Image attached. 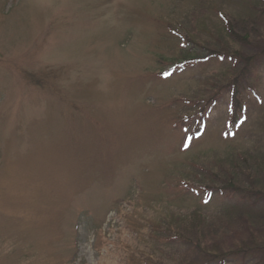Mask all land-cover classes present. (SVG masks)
Masks as SVG:
<instances>
[{
    "label": "rangeland",
    "instance_id": "374dc122",
    "mask_svg": "<svg viewBox=\"0 0 264 264\" xmlns=\"http://www.w3.org/2000/svg\"><path fill=\"white\" fill-rule=\"evenodd\" d=\"M263 50L264 0H0V264H264L212 188L264 203Z\"/></svg>",
    "mask_w": 264,
    "mask_h": 264
},
{
    "label": "trees",
    "instance_id": "16d2710c",
    "mask_svg": "<svg viewBox=\"0 0 264 264\" xmlns=\"http://www.w3.org/2000/svg\"><path fill=\"white\" fill-rule=\"evenodd\" d=\"M260 1H262V0H260ZM229 24L231 25V23H229ZM230 25L227 28L230 31L231 36L236 38L237 40L241 41L242 43L243 42L245 43L247 40V36L242 38L241 35L236 33ZM262 55L264 57V50L262 52ZM212 56H213V58L215 57V58L223 59L222 53H218V52H212L209 55H207L206 58L208 59ZM229 58L234 62H237L239 64H243V67H242L241 72H240V76L236 77V79H234L230 85H228L224 88V90H233V93H232L233 106H234L235 114H237V111L239 109H241V103H240L241 91L239 88V86H240V84H239L240 79L239 78L246 76L245 74H246L247 68H250V71L252 70V72L255 71L259 66L260 60H259V58H256L254 56L242 57L241 55H239L237 53H234V55H230ZM219 96H220V94H218V93L214 94V97H212V99H211L212 102L214 100L216 101ZM205 104L209 105L208 103H205ZM204 108H205V105L200 111L201 116L206 114L209 110L208 109L206 111V113H204ZM235 124H237V121H235ZM225 184H227V185L220 186L219 188L212 187L213 192L217 191V192L221 193L223 196H231L233 198L237 197L238 199H241L243 202H247L249 204V206H252L253 208H255L256 211H263L264 210V203L253 204V202L257 198L254 199L255 197L253 196L251 191L242 189L240 187H236L230 181H229V184L227 183V181H225ZM215 188H217V189H215ZM209 194H212V192ZM251 196H253L254 198H252ZM223 258H224V256L219 259V264H223V262H222L224 260Z\"/></svg>",
    "mask_w": 264,
    "mask_h": 264
}]
</instances>
